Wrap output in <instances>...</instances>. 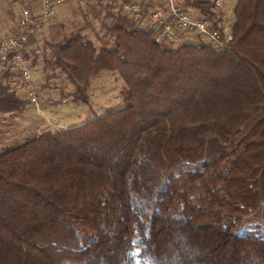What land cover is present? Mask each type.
I'll return each mask as SVG.
<instances>
[{"label":"trees","instance_id":"obj_1","mask_svg":"<svg viewBox=\"0 0 264 264\" xmlns=\"http://www.w3.org/2000/svg\"><path fill=\"white\" fill-rule=\"evenodd\" d=\"M233 14L228 49L124 9L99 48L79 29L47 42L73 100L110 71L124 106L0 151V264H264V0ZM9 71L0 112L25 102Z\"/></svg>","mask_w":264,"mask_h":264},{"label":"rangeland","instance_id":"obj_2","mask_svg":"<svg viewBox=\"0 0 264 264\" xmlns=\"http://www.w3.org/2000/svg\"><path fill=\"white\" fill-rule=\"evenodd\" d=\"M235 1L224 0L223 6L232 20ZM103 2L102 0H85L83 3H77L83 5L84 10L82 17L84 27H82L81 32L97 48L103 45V41L106 38L104 36V29L101 26L104 14L108 11L123 12L124 4L128 5L135 1L122 0L119 4L113 3L111 6L107 5L110 9H107ZM214 12L219 11L215 10ZM212 15L214 16V13ZM220 16L222 17L221 13ZM206 17L212 16L207 15ZM41 32L42 34L39 39H32L29 44V46H32H28L29 48L36 46L38 49V53H34L35 58L32 63L35 70H32V73L37 86L39 108L25 101L23 109L20 111L0 112V151L5 147L21 144L40 133L59 131L61 128L83 123L85 120L94 119L124 106L122 99L123 81L116 72L110 71H103L99 75L92 77L87 90V103L73 100V88L65 75L60 73L59 69H52L45 64L46 59L50 58L51 52L47 48V42H49V39L46 37L47 31L46 33L44 31ZM184 33L188 34V32ZM68 34L71 35V33ZM178 34L181 33L179 32ZM188 36L192 40L198 39L195 40L196 42L194 41L195 43L202 42L196 34H189ZM61 40L62 35H59L50 42H60ZM31 67L33 66L31 65ZM9 72L5 76V80L6 82H14L16 79L12 66H10ZM7 84L12 90L17 92V85H13V83L11 85ZM19 96L21 97L20 94ZM58 123L62 124L57 127L55 124ZM225 222L227 225L229 224L228 221ZM237 225L238 223L229 224L228 230H236Z\"/></svg>","mask_w":264,"mask_h":264},{"label":"built area","instance_id":"obj_3","mask_svg":"<svg viewBox=\"0 0 264 264\" xmlns=\"http://www.w3.org/2000/svg\"><path fill=\"white\" fill-rule=\"evenodd\" d=\"M20 3V13L12 23L9 31L0 37V75L12 66L15 79L21 90V97L30 105L39 108L37 86L33 79L32 69L25 57L28 43L41 31L45 23L53 18L57 6L66 0H39L37 11L30 9L25 0H16ZM74 3H83L85 0H68ZM105 3L122 0H102ZM214 10H221L223 0H204ZM127 14L135 19L144 16L154 31L170 42L177 41L175 29L182 32H191L209 38L215 48H229L232 40L231 31L225 27L214 28L213 22L206 16H192L183 9L180 0H166V7L156 8L150 3L140 1L124 4Z\"/></svg>","mask_w":264,"mask_h":264},{"label":"crops","instance_id":"obj_4","mask_svg":"<svg viewBox=\"0 0 264 264\" xmlns=\"http://www.w3.org/2000/svg\"><path fill=\"white\" fill-rule=\"evenodd\" d=\"M133 1H140L142 3H150L152 6L156 8H161V9L166 7V0H133ZM183 1L184 0H182V5H183ZM25 2H28V4L30 5V9L33 11H37L40 7L39 0H25ZM223 3H225L224 0H223ZM234 5H233V8H234ZM185 10L195 17L210 15L212 17H208V18L211 19L213 24L218 21L217 22L218 26L223 25L229 28V30L232 28V25L234 23V15H233V20H232L229 17V14L224 10V7H222V9L219 10V12H214L215 10L213 8L210 11H206L204 9L197 7L194 4L189 3L188 5H185ZM83 11H84L83 5H79L77 3L70 2L68 0L59 4L57 6L56 15L53 18L49 19L45 23V26L43 28V31L45 33L47 31L46 37L47 39H49V42L52 41V39H54L55 37H58L59 35H62V39H63L64 37L70 36V34L68 33L72 34L74 31L78 29L82 31V27H84V20L82 18L83 13H84ZM19 13H20V3L18 1L0 0V37L9 31L12 23L17 19ZM212 13H214V16L212 15ZM220 13L222 17L220 16ZM144 22L146 24H149L148 21L143 19L141 23L144 24ZM41 34L42 32L37 34L34 39H39ZM31 46L32 45H30L29 47ZM29 47H27L26 49L25 56L29 60L31 65L33 66L32 70H35L34 64L32 62L35 58L34 55L38 53V49L36 48V46H33L34 48H29ZM7 83H9L10 85L12 83L13 85L14 84L17 85V93L21 95V90L16 80L14 82L8 81ZM61 124L62 123H58L55 125L59 127ZM68 127L61 128V130L68 128Z\"/></svg>","mask_w":264,"mask_h":264}]
</instances>
